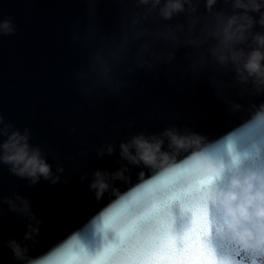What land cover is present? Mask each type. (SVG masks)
<instances>
[{"label": "water", "instance_id": "water-1", "mask_svg": "<svg viewBox=\"0 0 264 264\" xmlns=\"http://www.w3.org/2000/svg\"><path fill=\"white\" fill-rule=\"evenodd\" d=\"M143 12L128 0H0V22L13 29L0 34V115L30 132V142L60 176L55 185L41 179L29 186L6 167L0 171L3 194L26 198L40 221L4 205L0 264H18L9 240L39 255L95 211L87 188L91 173L119 167L118 155L97 158L101 144L118 146L141 131L165 128L214 139L264 102V94L239 84L230 67L207 59L201 64L200 53L184 45L185 33H177L175 46L164 39L167 28L185 24L184 16L134 23ZM141 31L148 35L137 38ZM97 57L109 68L107 78ZM84 173L88 180L81 182ZM28 224L39 230L35 244L23 240Z\"/></svg>", "mask_w": 264, "mask_h": 264}, {"label": "clouds", "instance_id": "clouds-1", "mask_svg": "<svg viewBox=\"0 0 264 264\" xmlns=\"http://www.w3.org/2000/svg\"><path fill=\"white\" fill-rule=\"evenodd\" d=\"M128 2L144 9L134 23L153 15L164 22L184 16L185 24L167 28L164 39L175 46L180 43L177 33H185L184 45L200 53L201 64L207 59L230 67L239 84L264 94V0ZM12 31L10 22H0V34ZM145 35L141 31L137 38ZM97 61L107 78V64L99 57ZM30 141L27 129L13 128L0 115V171L6 167L29 186L41 179L57 184L60 176L53 175L41 148ZM114 155L119 167L94 170L87 184L98 205L95 211L39 255L31 256L29 245L9 240L6 247L14 261L264 264V102L252 105L245 118L214 139L165 128L96 149L99 159ZM56 170L64 171L60 165ZM80 180H88V174ZM4 205L36 220L26 198L5 196L0 189V217ZM26 227L23 240L35 244L38 228Z\"/></svg>", "mask_w": 264, "mask_h": 264}]
</instances>
